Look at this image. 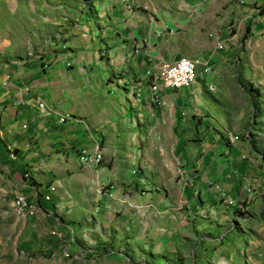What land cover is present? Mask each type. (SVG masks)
<instances>
[{"label":"crops","instance_id":"obj_1","mask_svg":"<svg viewBox=\"0 0 264 264\" xmlns=\"http://www.w3.org/2000/svg\"><path fill=\"white\" fill-rule=\"evenodd\" d=\"M45 1L0 0V167L37 205L21 218L19 263L218 258L224 218L262 185L248 143L229 139L245 110L218 98L239 80L264 93V0ZM57 9L46 27L38 13ZM180 57L199 75L155 100L159 65Z\"/></svg>","mask_w":264,"mask_h":264},{"label":"rangeland","instance_id":"obj_2","mask_svg":"<svg viewBox=\"0 0 264 264\" xmlns=\"http://www.w3.org/2000/svg\"><path fill=\"white\" fill-rule=\"evenodd\" d=\"M67 1L46 0L45 2L48 6H59L60 2ZM32 2H36V0H32ZM38 14L45 15V21H43L47 27L49 23L51 25V22L61 15V10H45L43 14L41 12ZM19 15L21 13H18ZM41 26H43L42 23L39 24V27ZM227 71L228 67L221 70L220 73L227 75ZM227 78L226 76L224 79ZM239 82L241 83L240 92L234 91L231 96L229 93L225 94L226 96L220 95L218 99L226 104V108L231 113L236 112L241 107L245 110L240 126L235 125L239 131V135L235 136H237L236 140L240 138L248 143L251 158L260 167L262 185L258 190L256 189V192H254V188L251 189L250 187L248 192L251 194L252 202L246 212H238L237 217L228 215L229 217L224 218L222 227H220V232L224 235L221 234L223 237L222 245L217 244L221 253L216 258L210 251L206 252L204 264H214L216 259H218V264H238V262L240 264H264V93L259 92L258 87L254 84L251 86L246 81L239 80ZM158 152L161 154L162 160L166 159L167 149L165 147L159 149ZM17 195H14L11 182L0 167V264H20L18 256L21 251L20 233L25 225L21 218L23 215L29 214H23L16 210L14 201ZM224 208L225 206L220 210L224 211ZM207 222L208 224L211 222L209 225H212L213 228H218L217 224H220L219 218L210 219ZM208 227L204 229V233L209 231ZM242 231L246 233V236L240 234ZM239 240L244 241L238 243ZM244 242L251 244V248H245ZM48 262L54 264L52 259H48ZM190 263L191 260L188 264ZM23 264H37V258L26 257Z\"/></svg>","mask_w":264,"mask_h":264},{"label":"built area","instance_id":"obj_3","mask_svg":"<svg viewBox=\"0 0 264 264\" xmlns=\"http://www.w3.org/2000/svg\"><path fill=\"white\" fill-rule=\"evenodd\" d=\"M220 49L223 48L222 43L218 45ZM199 61L196 60L195 63H185L180 62V59H177L172 62H162L160 66V79H158L157 85H151L152 92H154V99H159V87L164 85L166 87L177 89L182 87H188L191 85V73H199L198 65ZM209 68L205 67L203 71L209 72ZM153 73V71H148L147 74ZM66 119H60L61 122ZM30 204H36L34 201L30 200ZM27 206H23V214ZM21 217V216H20Z\"/></svg>","mask_w":264,"mask_h":264},{"label":"bare ground","instance_id":"obj_4","mask_svg":"<svg viewBox=\"0 0 264 264\" xmlns=\"http://www.w3.org/2000/svg\"><path fill=\"white\" fill-rule=\"evenodd\" d=\"M179 59H180V62H185V63H195V61H196L195 59H191V58H187V57H180ZM198 75H199V73H191V82L193 80H195ZM158 79H160V75L155 76L153 78L154 83L152 85H157ZM153 98H154V96H153ZM60 119H64V117H61ZM229 139L231 141H234L237 139V136L230 134ZM101 158H102L101 154L98 153L94 156H84L82 160L86 163H99L101 161ZM50 189L54 190L55 187L53 185H51ZM45 198L49 199V195H46ZM14 204H15L16 210L18 212L21 211L22 213H23V206H27V208H25L24 214L33 215L37 210V205L36 204H30V201L28 200V198L23 194H18L15 197Z\"/></svg>","mask_w":264,"mask_h":264}]
</instances>
